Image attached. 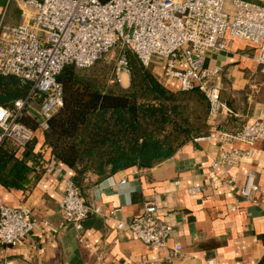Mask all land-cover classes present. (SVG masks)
Returning <instances> with one entry per match:
<instances>
[{
    "label": "crops",
    "instance_id": "0c3cea01",
    "mask_svg": "<svg viewBox=\"0 0 264 264\" xmlns=\"http://www.w3.org/2000/svg\"><path fill=\"white\" fill-rule=\"evenodd\" d=\"M5 7H11L10 26L19 24L23 5L0 0V17ZM257 51V44L233 37L227 49L207 52L204 65L219 68L220 97L232 110L208 120V132L198 137L209 138L189 140L150 168L132 166L84 186L89 204L104 213L120 208L116 218L125 222L142 212L144 202L155 200L161 218L172 226L167 247L143 243L105 215H89L81 230L65 224L59 208L62 180L73 179L75 168L52 154L37 128L33 149L41 156L30 179L22 188L0 184V204L29 208L37 224L21 244L0 245V264H205L209 258L216 264H257L264 254V139L251 146L234 143L247 152L242 160L212 167L218 153L232 146L220 144L214 132L233 131L264 114V72ZM154 66L162 73L161 64ZM167 85L178 89L174 79ZM28 113L39 119L38 107H29ZM249 170L259 189L245 198L240 189ZM194 186L201 190L190 194ZM176 242L182 250L170 256Z\"/></svg>",
    "mask_w": 264,
    "mask_h": 264
},
{
    "label": "built area",
    "instance_id": "2783aa9c",
    "mask_svg": "<svg viewBox=\"0 0 264 264\" xmlns=\"http://www.w3.org/2000/svg\"><path fill=\"white\" fill-rule=\"evenodd\" d=\"M11 1L23 5L22 21L7 27L5 36L0 28V74L18 77L30 84V90L11 107L0 106V144L25 147L35 131L19 116L31 107L34 94H44L38 106V127L44 130L47 119L63 107L57 80L61 70L66 65L87 68L117 44L144 66L161 64L164 78L176 80L178 90L201 91L209 103V119L232 110L220 97L219 68L204 65L208 51L227 49L233 37L246 39L258 45L256 61L264 72V0H231L229 9L225 0H7ZM116 64V81L122 84V74L129 75L126 53H118ZM214 133L220 144L232 146L218 153L212 167L237 165L247 152L233 144L251 146L264 139V114L233 131ZM258 189L255 173L249 170L240 194L248 198ZM62 190L59 208L65 224L81 230L89 215H105L115 219L117 229L126 228L143 243L167 247L172 226L161 218L155 200L144 202L142 212L125 222L116 218L120 208L104 213L101 206L89 204L72 178L62 180ZM200 190L188 188L190 194ZM36 224L29 208L0 204V245L21 244ZM181 250L182 245L174 243L170 256ZM205 264L216 263L209 258Z\"/></svg>",
    "mask_w": 264,
    "mask_h": 264
},
{
    "label": "trees",
    "instance_id": "16d2710c",
    "mask_svg": "<svg viewBox=\"0 0 264 264\" xmlns=\"http://www.w3.org/2000/svg\"><path fill=\"white\" fill-rule=\"evenodd\" d=\"M127 58L126 88L74 65H66L57 77L63 107L47 119L44 143L59 161L75 168L73 180L82 195L84 186L132 166L150 168L208 132L209 103L201 91L173 90L154 63L144 66L137 56ZM29 90V83L0 74V106L11 107ZM43 98L36 92L29 104L38 107ZM19 121L34 131L39 128L26 108ZM35 139L21 149L10 142L0 144L1 185L22 188L30 179L41 156L33 149ZM257 264H264V254Z\"/></svg>",
    "mask_w": 264,
    "mask_h": 264
},
{
    "label": "rangeland",
    "instance_id": "374dc122",
    "mask_svg": "<svg viewBox=\"0 0 264 264\" xmlns=\"http://www.w3.org/2000/svg\"><path fill=\"white\" fill-rule=\"evenodd\" d=\"M230 2L231 0H225V6L227 9L230 8ZM10 8L7 10V8L5 7L0 17L1 35L3 36L8 34V31L6 30V28L10 26V23L8 21V15L10 12ZM28 11L31 12V9L29 8ZM120 52L126 53L127 56L128 55L136 56L130 50L126 49L125 47H121L120 45L117 44L109 52H107L98 62L94 63V65L87 67V68H83V69L78 68V70L81 71V70L86 69L88 73H90L93 70L95 71L97 77L101 78L102 80H108L106 83L111 84L114 79L116 80L117 75H116L115 68L117 65L116 64L117 56H118V53ZM129 80H130V77L128 79V83L126 84V86H123L119 82L118 83L120 84L121 87L126 88L129 85ZM31 106L37 107V105H34L32 103H31Z\"/></svg>",
    "mask_w": 264,
    "mask_h": 264
},
{
    "label": "bare ground",
    "instance_id": "6f19581e",
    "mask_svg": "<svg viewBox=\"0 0 264 264\" xmlns=\"http://www.w3.org/2000/svg\"><path fill=\"white\" fill-rule=\"evenodd\" d=\"M124 76L126 77V81L128 82V76L126 75V74H122V76H121V79H122V84L124 85V86H126V84H125V80H124Z\"/></svg>",
    "mask_w": 264,
    "mask_h": 264
}]
</instances>
